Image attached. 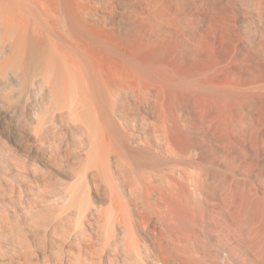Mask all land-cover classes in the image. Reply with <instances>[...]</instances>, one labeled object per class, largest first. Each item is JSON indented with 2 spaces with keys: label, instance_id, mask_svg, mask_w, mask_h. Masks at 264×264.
Segmentation results:
<instances>
[{
  "label": "bare ground",
  "instance_id": "bare-ground-1",
  "mask_svg": "<svg viewBox=\"0 0 264 264\" xmlns=\"http://www.w3.org/2000/svg\"><path fill=\"white\" fill-rule=\"evenodd\" d=\"M48 4L46 0H0V109L33 141L50 168L70 181H63L48 168L29 166L12 149L0 148V232L4 231L6 239L13 238L20 251L13 248L3 253L0 249V264H15L17 260L37 264L30 235L39 231V238L48 236L50 248L56 249L53 264H227L235 254L226 230L233 233L232 246L238 247L241 218L246 215L242 205L249 208L252 195L246 198V190L243 199L241 189L240 193L223 178L225 175H217L218 162L213 171L205 157L195 158L193 151L200 143L194 141L196 133L190 136L195 132H190L193 122L184 125L180 110L178 113L169 107L174 95L171 99L170 94L166 96L168 85L166 91L153 73L141 77L140 82L135 77L132 80L131 73V78L123 75L122 79H131L123 85L118 83L121 74L111 71L115 77L106 68L104 72L96 60H81L78 50L70 46V14L61 6ZM153 93L156 100L151 99ZM142 109L154 119L141 114ZM208 113L204 114L209 119L212 114L208 117ZM215 117L210 120L219 121ZM213 123L210 126L215 127ZM222 129L221 135L226 132ZM260 170L264 179V169ZM215 182L220 185L214 190L219 200L217 214L211 203L213 187L218 185ZM22 183L32 195L35 190L33 199L23 196ZM94 197L104 201L103 206H97ZM260 200L258 203L264 205ZM16 201L22 217L15 209ZM261 216H253L255 222ZM261 221L256 222L258 227L251 226L257 235L264 233V219ZM138 229L147 234L151 247L138 236ZM262 235L255 241L258 250L252 248L258 251L257 264H264ZM248 243L250 248L252 243Z\"/></svg>",
  "mask_w": 264,
  "mask_h": 264
},
{
  "label": "rangeland",
  "instance_id": "rangeland-1",
  "mask_svg": "<svg viewBox=\"0 0 264 264\" xmlns=\"http://www.w3.org/2000/svg\"><path fill=\"white\" fill-rule=\"evenodd\" d=\"M46 2L49 3V7L53 5V8H59L61 6V10L64 11L66 9L65 13L67 14L68 12L67 15L70 14L67 17V24L74 33H71V29H69L70 46L73 45L71 48H74L75 51L78 50L76 52L80 55V58L82 56L81 60H91L93 62L96 60V64L99 63V67L103 66V71L106 68L105 71H108V73L121 74V77L117 76L119 79V82H117H121L123 85L126 81H131V79L125 78L130 73L132 80L136 79V82H140L141 77L146 74H154L158 81L161 80V86L165 85V90L168 85L169 89L168 91L166 90L167 92L164 89L162 90L163 86L161 90L163 93L166 92V96L168 94L171 95L167 96H170L169 99L174 95L173 100L171 99L168 102L172 104H168L170 105L169 107L176 111L178 110V113L180 110L181 113L179 115L184 119V125L188 126L190 124L188 122H193L191 126L194 128L190 132L194 130L195 132L190 133V136L193 137L194 133H196L194 141L196 144L200 143L196 145L200 151L197 148L193 151L195 158L201 159L203 156L202 159H204L205 157L213 165V171L220 167L215 173L219 176L220 173L225 175L223 178L228 182L230 181L229 183L233 189L239 192L241 189L243 199H245L244 193L247 191L248 194L245 193L246 198L248 195H252V198H248L252 199L253 203L251 201L250 203L244 202L242 199L244 206L247 202L250 207H246H249L250 211H255L249 212L247 211L249 208H245L242 205V209L244 208V211L246 209L248 213L246 211L243 212L246 215L244 219H242L244 214L241 218L243 231H241L239 239L243 241L238 240V242L240 241L238 247L241 246L239 248L236 247L237 245L232 246L235 241L230 229L226 230V234L224 233L230 240V246L234 251L232 253L235 254L231 258L233 260L229 259L227 264L231 262H233L232 264H253L254 262V264H257L258 251H255L257 245L255 241L258 240L259 242L260 239L258 238L264 233L255 234L251 231L253 228L251 226L254 224L258 227L259 225L256 222L258 221L259 223L264 219V210L259 209L261 205H264L261 204L262 202L258 203L259 199H261L260 201L264 200V179L261 176L262 174H260V169H264V0H46ZM78 24L82 26H75ZM135 69H139L136 74ZM156 72L159 74L156 75ZM133 73L135 75H132ZM164 74L167 75L165 76ZM123 75L125 76L124 79H122ZM160 75L163 78H159L161 77ZM121 84H119L120 87L122 86ZM222 84L225 85L222 86ZM248 85L251 87H248ZM219 88L223 89L224 92L220 91ZM228 90H231L230 93ZM121 91L123 90L121 89ZM169 91L173 93L171 94ZM186 93L191 99H195L196 103L193 104V99L191 100ZM154 95L155 93L151 94L152 100L157 99V96ZM184 96L187 97L183 98ZM217 97L221 100H216ZM204 98H207V100L205 101ZM222 100L223 103H221ZM182 101H185V104ZM220 104L223 109L218 106ZM191 105H194V107ZM192 107L195 109H192ZM189 108L191 109L190 111ZM208 108L209 111L211 110L212 116L208 113V110L206 111ZM146 110L142 109L141 114L148 119H154L153 115ZM218 111L220 112L219 115L216 114ZM186 112H190L189 114L192 116H187ZM194 112L196 113L194 114ZM205 112L209 114L208 117L211 116V120L215 116L222 117L221 120L219 117H215L222 122L213 119L215 127H213L214 125H211V127L210 124L213 121L206 117L207 114H204ZM221 112H225L224 114L227 116L225 115V117L222 113L223 117ZM189 119L190 121H188ZM208 123H210V127ZM217 124L222 127L218 129L219 126ZM208 127L210 128L209 131L206 129ZM222 128L226 129L223 134L227 139L223 134H220L223 132ZM211 129L216 130L213 133ZM207 133L208 135H206ZM216 133L218 136L214 135ZM221 136L226 139V144H223L225 141L220 138ZM201 144L203 146L206 145L203 147L205 150ZM2 147L12 149L19 158L25 159L29 166L33 165L40 169L42 168L41 170H47L48 168L55 175H59L63 181H70L69 178L59 173V171L50 168L49 163L43 158L42 153L36 148L33 141L27 135L18 131L8 115L0 109V148ZM206 148L208 149L206 150ZM215 157L220 159L217 160L218 158L216 159ZM214 158L215 161H213ZM215 162L218 163L216 164ZM215 164L217 168L216 166L214 167ZM215 183L218 185H215L217 189H215V186L213 187L214 193H212L211 203L215 205L213 210L215 209L214 213L216 212L215 214H217L220 209L219 211L217 209L219 200L216 198L215 192L220 189V185L218 182ZM33 191L34 194L32 195L28 185L22 183L23 196L33 199L36 195L34 189ZM253 198H255V202ZM94 199L97 206H103L104 201L97 197H94ZM18 203L16 201L15 209L22 217ZM251 204L252 206L254 204L257 205H254V207L256 206L255 209L252 208ZM256 209L260 211L258 212ZM258 215L261 218L259 220L256 219L255 222L253 216L259 218ZM262 227L264 230V223ZM85 228L89 233H93L89 228ZM41 233L39 231L38 233H31L32 236L30 235V239L33 241L32 250L38 259L37 264H53L52 261L55 259L54 252L56 253V249L54 247L55 250L50 248L49 243L51 241L48 236L45 239L43 237L39 238L42 235ZM137 234L148 246H152V241L146 233L138 229ZM3 235L4 231L0 232V249L2 252H11L14 248L20 253L17 249V242L10 236L6 239ZM248 242L252 243L250 244L251 246H248L250 248H247ZM16 262L15 264H20L18 260ZM106 262L104 264L110 263Z\"/></svg>",
  "mask_w": 264,
  "mask_h": 264
}]
</instances>
